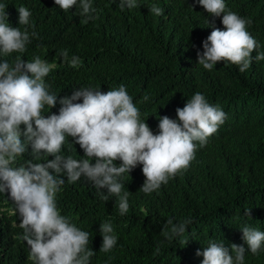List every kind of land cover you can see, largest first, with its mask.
<instances>
[{"label":"trees","instance_id":"trees-1","mask_svg":"<svg viewBox=\"0 0 264 264\" xmlns=\"http://www.w3.org/2000/svg\"><path fill=\"white\" fill-rule=\"evenodd\" d=\"M6 4L8 24L22 31L18 8L30 13L28 31L37 32L24 53L0 55V61L36 56L56 65L46 76L49 92L57 103L48 110L58 114L59 99L78 88H98L101 92L125 86L139 109L140 120L157 134L159 117L177 119L176 108H183L192 96L202 93L210 105L219 106L227 119L198 148L195 159L167 184L145 194L140 190L145 177L142 165L123 174L124 191H129L128 212L121 216L118 198L100 199L92 183L81 177L68 183L66 176L56 201L60 214L90 233L89 247L95 252L90 264H201L209 241L235 243L245 250L244 264H264V250L253 255L242 239L240 227L248 225L264 231V60H252L244 73L229 61H220L211 71L197 63V51L213 27L224 30L221 17L210 16L197 0H138L139 7H119L120 0H92L95 19L82 23L79 6L64 12L55 0H0ZM152 4L164 9L163 16L149 11ZM226 9L251 19L247 27L264 52V0H225ZM67 50L81 59L75 68L63 62ZM61 96V97H60ZM148 96L147 101L144 97ZM82 102V98L78 101ZM23 127V125L21 126ZM18 163L53 159L41 154L35 158L27 146ZM62 156L85 159L83 149L73 138H66ZM95 162L94 159L92 161ZM120 160L114 161L119 166ZM51 171V170H50ZM107 193V189L102 188ZM15 205L0 193V264H31L29 248L20 239L23 229ZM250 209V216L245 215ZM168 218L174 223L191 218L181 237L168 241L162 234ZM110 222L117 243L103 253L100 224ZM188 238L187 244L181 241ZM160 248L156 254V248Z\"/></svg>","mask_w":264,"mask_h":264},{"label":"clouds","instance_id":"clouds-1","mask_svg":"<svg viewBox=\"0 0 264 264\" xmlns=\"http://www.w3.org/2000/svg\"><path fill=\"white\" fill-rule=\"evenodd\" d=\"M199 5L212 17H221L224 30L213 27L202 41L203 52L197 51V63L211 71L220 61H229L239 66L244 73L252 60H264V52L252 53L260 47L247 27L251 19L243 18L226 9L225 0H197ZM64 12L79 6L82 23L95 19L92 0H55ZM138 0H120L119 7H139ZM6 4L0 3V55L24 53L35 31L29 32L30 11L19 7L18 23L22 31L8 24ZM149 11L163 16L164 9L152 4ZM63 62L75 68L81 59L75 55L69 60L67 50L60 54ZM56 65L49 64L36 56L25 61L17 55L13 61H0V193L15 205L14 212L21 217L20 237L26 242L31 264H90L95 252L89 247L90 233L78 228L70 218L60 214L56 197L62 190L66 176L68 183H75L83 176L96 188L103 201L109 197L118 198L121 216L129 210L130 192L124 191L121 182L123 174L142 165L145 177L140 190L145 194L157 191L182 170H186L195 159L198 148L206 146L208 138L224 124L227 114L219 107L210 105L202 93H195L183 108H176L177 119L159 117L158 133L140 120V112L133 103L125 86L101 92L98 88H78L70 96L61 97L58 114L48 110L57 103V94L50 93L45 77ZM82 98V102L78 101ZM148 96L144 97L147 101ZM23 125V127H21ZM83 149L85 159L62 156L66 138ZM35 158L41 154L53 159L33 163L27 160L18 163V158L28 151ZM94 159V163L92 162ZM120 160L119 166L114 161ZM51 170V171H50ZM107 189V193L101 191ZM250 216V209H245ZM191 218L173 222L168 218L163 236L172 241L186 232ZM242 239L253 255L264 250V231L244 225L239 228ZM102 244L99 251L110 252L117 243L112 224H100ZM188 238L181 241L187 244ZM209 241L203 251L201 264H244L246 250L242 245ZM159 254L160 248H156Z\"/></svg>","mask_w":264,"mask_h":264},{"label":"bare ground","instance_id":"bare-ground-1","mask_svg":"<svg viewBox=\"0 0 264 264\" xmlns=\"http://www.w3.org/2000/svg\"><path fill=\"white\" fill-rule=\"evenodd\" d=\"M61 97V96H60Z\"/></svg>","mask_w":264,"mask_h":264}]
</instances>
